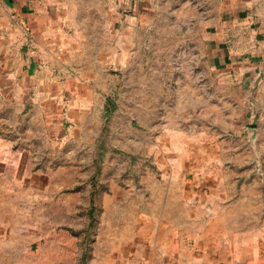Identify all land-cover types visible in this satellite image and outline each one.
I'll use <instances>...</instances> for the list:
<instances>
[{
    "label": "rangeland",
    "instance_id": "1",
    "mask_svg": "<svg viewBox=\"0 0 264 264\" xmlns=\"http://www.w3.org/2000/svg\"><path fill=\"white\" fill-rule=\"evenodd\" d=\"M220 2L0 7V264L246 256L232 216L264 197V53L260 34L213 67Z\"/></svg>",
    "mask_w": 264,
    "mask_h": 264
},
{
    "label": "crops",
    "instance_id": "2",
    "mask_svg": "<svg viewBox=\"0 0 264 264\" xmlns=\"http://www.w3.org/2000/svg\"><path fill=\"white\" fill-rule=\"evenodd\" d=\"M38 1L41 4V0H0V7L12 15L21 13L24 17L30 14ZM253 6V0H221L217 14L208 23L210 29L206 30L209 60L214 68L228 64L230 59L239 56V50L234 51L230 47L231 43L255 42L260 34L262 43L258 50L264 53V23L260 26L262 20L258 21L249 13ZM244 198L238 199V206L240 201L246 202L247 208L242 206L245 210L243 214L237 211L236 217L232 216L233 219L237 218L232 232L247 235L246 239L241 238L245 241L241 246L247 250V254L244 257H232L231 264H264V197L244 195ZM241 217L246 218L247 222H240Z\"/></svg>",
    "mask_w": 264,
    "mask_h": 264
}]
</instances>
